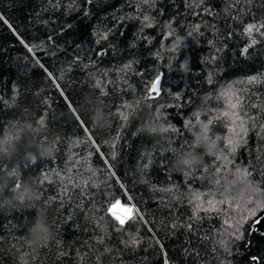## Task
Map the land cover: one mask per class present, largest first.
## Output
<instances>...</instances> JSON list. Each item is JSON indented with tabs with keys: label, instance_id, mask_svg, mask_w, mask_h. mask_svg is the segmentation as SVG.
I'll return each mask as SVG.
<instances>
[{
	"label": "trees",
	"instance_id": "trees-1",
	"mask_svg": "<svg viewBox=\"0 0 264 264\" xmlns=\"http://www.w3.org/2000/svg\"><path fill=\"white\" fill-rule=\"evenodd\" d=\"M261 25L264 0H0V264H264Z\"/></svg>",
	"mask_w": 264,
	"mask_h": 264
},
{
	"label": "snow or ice",
	"instance_id": "snow-or-ice-1",
	"mask_svg": "<svg viewBox=\"0 0 264 264\" xmlns=\"http://www.w3.org/2000/svg\"><path fill=\"white\" fill-rule=\"evenodd\" d=\"M146 20L148 19L147 17L145 18ZM261 27H264V25H261ZM256 29V26L254 25H248L246 28V32L251 33L252 31H254ZM255 78H253L254 80ZM161 76L160 75H156L155 78L151 81L149 87H148V92L151 96L156 97L162 94L163 89L161 87ZM238 108V104L237 103H230L229 104V111L224 113V116H229L231 115L232 118H234V122L235 120H239V113L237 111H235ZM212 123V121L210 120L209 125ZM240 126L241 128L243 127V121H240ZM231 131H234V129H231ZM217 139H220V137H217ZM228 144L231 146L232 151H235V148L238 146V141L234 140L232 138L228 139ZM213 146H215V143H213ZM115 155V154H113ZM197 200L200 199L199 195H197L196 197ZM117 203H119V201H117ZM208 203L211 205L213 203L212 200H209ZM257 207H264V202H262L260 205H257ZM128 211L130 212H135L134 208L129 209ZM255 211L251 210L249 212V215H254ZM130 218V217H129ZM116 219L119 221L120 225H124L125 224V218L117 216ZM246 221V217L244 218ZM258 222H264V221H258ZM237 231H239V229H237ZM236 239H240V236L237 235ZM133 244L138 243V241H136L135 239L132 241ZM255 259V258H253Z\"/></svg>",
	"mask_w": 264,
	"mask_h": 264
},
{
	"label": "clouds",
	"instance_id": "clouds-1",
	"mask_svg": "<svg viewBox=\"0 0 264 264\" xmlns=\"http://www.w3.org/2000/svg\"><path fill=\"white\" fill-rule=\"evenodd\" d=\"M102 113L95 114V121L100 123L102 121ZM36 159L35 155L31 156V160L34 162ZM197 164V161L192 158L181 157L176 161V167L180 171L185 169L194 168ZM32 233L36 237L37 240H43L48 237V229L45 227L43 219L38 218L36 224L32 228Z\"/></svg>",
	"mask_w": 264,
	"mask_h": 264
},
{
	"label": "water",
	"instance_id": "water-1",
	"mask_svg": "<svg viewBox=\"0 0 264 264\" xmlns=\"http://www.w3.org/2000/svg\"><path fill=\"white\" fill-rule=\"evenodd\" d=\"M130 215H131V213H130ZM258 221H264V213L262 215H260L252 224L250 234H249L250 236L252 234V231L264 233V222H258ZM253 258H255V259H253ZM253 258H252V262L250 264H257V261H258L257 258L256 257H253Z\"/></svg>",
	"mask_w": 264,
	"mask_h": 264
},
{
	"label": "rangeland",
	"instance_id": "rangeland-1",
	"mask_svg": "<svg viewBox=\"0 0 264 264\" xmlns=\"http://www.w3.org/2000/svg\"><path fill=\"white\" fill-rule=\"evenodd\" d=\"M121 207V208H119L118 209V211H117V215L115 214V211H114V207ZM125 208H127V209H125ZM131 208V206H127V205H122V204H120V203H115V204H113L112 206H111V208H110V211L112 212V214H114L116 217L117 216H120V215H123L124 216V213L123 212H125V211H127L126 213H125V215L126 216H124L125 217V219L128 217V216H130L129 214L131 213L130 211H128L129 209ZM128 213V214H127Z\"/></svg>",
	"mask_w": 264,
	"mask_h": 264
},
{
	"label": "bare ground",
	"instance_id": "bare-ground-1",
	"mask_svg": "<svg viewBox=\"0 0 264 264\" xmlns=\"http://www.w3.org/2000/svg\"><path fill=\"white\" fill-rule=\"evenodd\" d=\"M116 208H117V207L114 208V211H116V210H115ZM130 209H131V208H130ZM126 212H127V211L123 212V213H124V216H126V215H125ZM115 214H116V212H115ZM127 214H128V213H127ZM116 215H117V214H116ZM129 215H130V214H129ZM124 216H123V215H120V217L125 218ZM128 217H129V216H128ZM128 217H127V218H128ZM127 218H126V219H127ZM126 219H125V220H126Z\"/></svg>",
	"mask_w": 264,
	"mask_h": 264
}]
</instances>
